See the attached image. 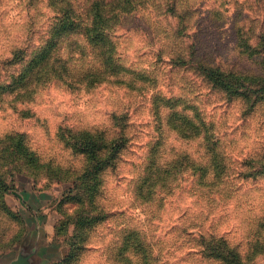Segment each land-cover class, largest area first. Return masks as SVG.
<instances>
[{
    "label": "rangeland",
    "instance_id": "374dc122",
    "mask_svg": "<svg viewBox=\"0 0 264 264\" xmlns=\"http://www.w3.org/2000/svg\"><path fill=\"white\" fill-rule=\"evenodd\" d=\"M92 2L75 0L82 17ZM132 10L110 29L116 63L107 65L122 74L73 87L54 78L23 90L8 72L19 65L4 70L1 61L43 45L58 8L0 0V137L24 133L45 161L72 169L83 157L63 129L111 136L124 126L131 139L105 173L102 194L84 204L66 198L69 183L16 166L20 154L0 139V264L19 256L65 264L75 232L68 217L88 210L95 217L103 206L107 220L90 230L72 264H125L118 255L130 231L132 246L122 251L139 264L146 253L156 264H227L233 249L245 264H264V91L232 83L226 94L201 67L220 63L255 79L259 57L240 47L239 34L262 28L264 0H146ZM101 46L79 30L58 52L84 77L102 65L109 44Z\"/></svg>",
    "mask_w": 264,
    "mask_h": 264
},
{
    "label": "trees",
    "instance_id": "16d2710c",
    "mask_svg": "<svg viewBox=\"0 0 264 264\" xmlns=\"http://www.w3.org/2000/svg\"><path fill=\"white\" fill-rule=\"evenodd\" d=\"M50 1L52 4L57 5L58 15L45 43L33 51L30 56L25 47H20L12 51L11 57L1 61L4 70L16 64L19 65L17 67L19 70L8 71L13 78L10 84L18 85L23 90H31L41 83L60 78L67 85L73 87L76 84H84L86 80L90 83H99L103 80H111L112 75L122 74L118 66L119 71L115 72L114 67L109 68V65H107L109 60L114 62L112 57L114 46L110 40V29L118 19H122L126 13L133 12V8L144 4L146 0H114V6L110 7L109 4L111 5L113 0H93L85 17H82L76 10L75 0ZM262 25L260 30H253L244 34L240 32L239 34L240 47H244L245 52L251 54L250 56L257 54L259 57L258 71L252 73L255 79L245 81V75L241 76L242 71L234 68L227 69L220 63H202L201 67H203L206 77L210 80L213 79V83L221 87L226 94L229 93L228 90H231L229 85L232 83L245 85L253 82L258 86L253 91H264V23ZM79 30L83 31L88 40L100 50H103L101 41H107V45L109 44V47L103 51L102 65L96 67V70L88 71L84 77L73 75V63L70 62L69 58H65L58 52L61 41ZM100 73L102 74L101 79H99ZM68 74L71 79H69ZM0 78H2V75H0ZM122 81H126V79L123 78ZM1 84L4 83L1 82ZM61 135L63 140H66V145L74 153L83 157V164L80 167L75 169L65 168L55 165L53 161H45L29 144L28 137L24 133L6 135L0 137V139L5 140L6 148H4L10 154H13V156L20 154L19 160L21 162L18 161L19 164L16 166H25L31 177L45 174L58 183H69L66 198H69L68 200L73 203L84 204L86 200L92 203L96 202L102 194L105 173L109 169L116 168L121 154L130 143L131 139L126 128L122 126L113 135L109 136L106 131L99 129L67 127L62 130ZM3 160H5L4 154H2L0 161ZM104 208V206L98 208L100 212L95 217L89 215V210L88 212L82 211L80 216L70 215L68 217V220L75 225V232L72 235L73 237L68 239L71 253L65 256V264H72L87 249L90 230L107 220L108 211ZM132 233L131 231L128 232L118 255L119 260L125 264H139L127 257L124 254L126 252L122 251L123 247L128 249L132 246L130 241ZM145 240H139L138 245H145V242H143ZM150 258L149 253L144 254L140 264H156ZM224 259L227 264H245L241 255L234 249Z\"/></svg>",
    "mask_w": 264,
    "mask_h": 264
},
{
    "label": "water",
    "instance_id": "95a60500",
    "mask_svg": "<svg viewBox=\"0 0 264 264\" xmlns=\"http://www.w3.org/2000/svg\"><path fill=\"white\" fill-rule=\"evenodd\" d=\"M9 264H27V258L25 256H19L13 259Z\"/></svg>",
    "mask_w": 264,
    "mask_h": 264
}]
</instances>
